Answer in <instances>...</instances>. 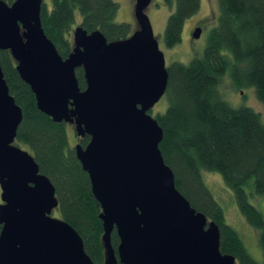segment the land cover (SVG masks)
<instances>
[{
    "label": "water",
    "instance_id": "obj_1",
    "mask_svg": "<svg viewBox=\"0 0 264 264\" xmlns=\"http://www.w3.org/2000/svg\"><path fill=\"white\" fill-rule=\"evenodd\" d=\"M42 2L0 0V51L9 52L40 112L72 125L79 139L89 136L74 149L100 205L104 264H236L220 251L218 226L176 189L159 150L163 132L149 112L166 92L168 73L145 14L151 0H135L138 29L126 39L108 42L76 27L65 59L44 33ZM21 119L0 66V264H94L78 233L51 216L53 185L14 144Z\"/></svg>",
    "mask_w": 264,
    "mask_h": 264
},
{
    "label": "trees",
    "instance_id": "obj_2",
    "mask_svg": "<svg viewBox=\"0 0 264 264\" xmlns=\"http://www.w3.org/2000/svg\"><path fill=\"white\" fill-rule=\"evenodd\" d=\"M164 1L175 7L163 34L164 46L171 49L181 42L185 22L198 12L200 0ZM217 6V23L202 55L187 64L174 62L166 67L167 105L154 116L163 132L159 150L174 175L176 189L218 226L221 253L233 256L236 264H258L238 233L225 223L202 173L219 175L224 189L232 192L239 213L257 232L264 260V216L246 193L251 189L264 200V123L257 112L232 107L219 92L226 75L236 91L252 88L264 106V0H217ZM118 10L113 0H43L40 19L45 35L65 59L76 27L87 33L99 31L108 42L129 37L130 25L116 22ZM0 66L9 94L22 112L14 144L33 157L39 173L53 185L57 218L78 233L94 264H104L100 205L69 141V125L54 123L37 109L34 94L19 77L9 52L0 51ZM75 73L83 90L82 68ZM88 142L89 136H84L78 143L84 147ZM111 243L116 250L115 231Z\"/></svg>",
    "mask_w": 264,
    "mask_h": 264
},
{
    "label": "rangeland",
    "instance_id": "obj_3",
    "mask_svg": "<svg viewBox=\"0 0 264 264\" xmlns=\"http://www.w3.org/2000/svg\"><path fill=\"white\" fill-rule=\"evenodd\" d=\"M113 1L119 6L116 22L129 24L131 32L133 33L138 29L134 17L135 0ZM174 8V3L172 5H168L164 0H151L145 10V14L149 18L152 26L154 38L158 42L159 49L164 54L166 67H169L174 62L187 64L193 58L201 56L207 45L209 33L216 26L218 18L217 0H200V8L198 12L185 22L181 42L170 49L164 46L163 34L167 19L174 11ZM76 19H80L78 13H76ZM194 23L197 24V26L199 23L203 25L201 26V36L197 40L192 37V33L194 32H192V27ZM219 92L222 98L232 107H248L257 112L261 117V121L264 123V106L257 100L255 92L252 88H244L240 92L236 91L232 88L228 77L225 75L222 78ZM166 105V96L164 94L149 114L154 117L157 113L163 112ZM69 133V141L72 146H75L77 144V137L73 135V127L70 125ZM202 178L212 193L213 198L222 208L225 223L231 226L238 233L250 256L258 264H264L262 252L258 244L257 232L246 223L243 216L239 213L232 192L226 187L225 189L227 191L224 189L221 177L215 173L203 172ZM246 193L248 195V201L264 216V200L255 195L251 189L247 188ZM51 216L57 218V210H53Z\"/></svg>",
    "mask_w": 264,
    "mask_h": 264
},
{
    "label": "flooded vegetation",
    "instance_id": "obj_4",
    "mask_svg": "<svg viewBox=\"0 0 264 264\" xmlns=\"http://www.w3.org/2000/svg\"><path fill=\"white\" fill-rule=\"evenodd\" d=\"M201 26H203L202 24H198V26H197V24H195L194 23V25H193V27H192V32L196 29V28H201L202 29V27ZM71 127H73L72 125H70ZM79 138L77 137V140H76V143H78L79 142Z\"/></svg>",
    "mask_w": 264,
    "mask_h": 264
}]
</instances>
